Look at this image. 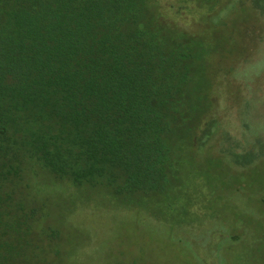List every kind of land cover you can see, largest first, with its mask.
Instances as JSON below:
<instances>
[{
    "label": "trees",
    "instance_id": "obj_1",
    "mask_svg": "<svg viewBox=\"0 0 264 264\" xmlns=\"http://www.w3.org/2000/svg\"><path fill=\"white\" fill-rule=\"evenodd\" d=\"M182 1L212 23L190 31L163 0H0V264L58 263L61 232L24 189L37 166L122 204L176 183L223 40L220 0Z\"/></svg>",
    "mask_w": 264,
    "mask_h": 264
},
{
    "label": "rangeland",
    "instance_id": "obj_2",
    "mask_svg": "<svg viewBox=\"0 0 264 264\" xmlns=\"http://www.w3.org/2000/svg\"><path fill=\"white\" fill-rule=\"evenodd\" d=\"M163 2L190 31L212 23V11L194 2ZM213 9L223 40L207 70L212 109L177 149L166 195L122 204L57 183L40 166L24 181L45 227L61 232L57 264H264V0H220Z\"/></svg>",
    "mask_w": 264,
    "mask_h": 264
}]
</instances>
